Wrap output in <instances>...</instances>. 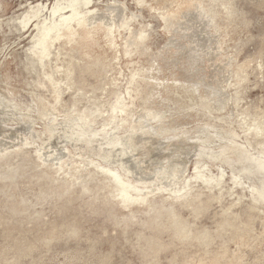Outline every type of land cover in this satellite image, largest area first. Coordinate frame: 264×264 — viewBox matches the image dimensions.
Masks as SVG:
<instances>
[{
	"label": "bare ground",
	"instance_id": "6f19581e",
	"mask_svg": "<svg viewBox=\"0 0 264 264\" xmlns=\"http://www.w3.org/2000/svg\"><path fill=\"white\" fill-rule=\"evenodd\" d=\"M62 1L45 16L47 8L31 3L20 21L24 31L33 29L28 54L40 70L37 115L21 112L12 90L0 88V175L19 191L9 210L28 217L33 203L27 191H32L37 204L53 202L64 211L81 204L124 233L137 220L141 232L150 234L137 236L146 264H157L159 253L172 248L180 252L168 264H247L241 249L247 244L232 254L225 244L210 252L226 232L231 241L252 238L257 218L264 239V111L242 107L239 93L250 70L263 63L261 55L238 61L241 34L248 28L232 0H132L133 9L126 0ZM153 18L164 37L157 48L151 34L140 39ZM240 136L245 143H236ZM179 152L182 164H162ZM203 156L210 165L221 162L232 169V188L226 190L221 173L210 174L207 165L196 164L186 179L190 161ZM244 186L250 200L234 213L245 194L237 190L235 198L233 190ZM225 195L232 201L215 231L195 226ZM184 209L192 220L182 215ZM65 233L73 238L80 226L70 218L61 226L54 221L48 237L15 240L12 263L35 259L36 242L50 250ZM192 242L202 254L184 253ZM250 245L258 251L262 244ZM11 249L3 250L0 263L11 264ZM252 263L264 264V253Z\"/></svg>",
	"mask_w": 264,
	"mask_h": 264
},
{
	"label": "rangeland",
	"instance_id": "374dc122",
	"mask_svg": "<svg viewBox=\"0 0 264 264\" xmlns=\"http://www.w3.org/2000/svg\"><path fill=\"white\" fill-rule=\"evenodd\" d=\"M58 1L59 0H0V25H2V31L0 33V47L2 48V52H0V88L1 90L6 88L12 90L13 96H11L21 112L25 114L34 111L32 114L37 115L34 95L40 96V92H37L39 91L38 80L40 70L36 62L28 54V47L33 29L24 31L20 21L29 10V5L31 3L35 5L39 2L40 6L47 8L42 15L45 16L47 13H50L52 6L56 5ZM102 1L109 2V0ZM64 3L66 2L61 0L58 2V5ZM126 3L130 9H133L132 0H126ZM231 3L233 5V10L241 17L242 24H246L248 28V32L241 34L245 40L244 44L239 47L238 61L241 63L248 59L253 60L257 58L258 55H261L263 63L261 69L257 64L254 65V68L249 72V79L244 83L243 88L239 90L241 106L249 108L251 113H254V111L260 113L264 111V0H232ZM144 16H147L146 12ZM150 20V26L143 30L140 39L143 40L151 34L153 37L152 44L154 48H157L163 44L164 37L162 31H160L161 29L159 28L158 21L154 18ZM130 25L131 21L127 22V26ZM231 37L236 38L234 35ZM66 53L71 57L69 55L71 53L70 50H66ZM75 56L78 58L77 53ZM68 97V93L64 95V99L67 100ZM61 118L62 117L58 119L61 120ZM198 123V121H195V124ZM9 125H15V122L9 123ZM43 126L44 123L40 122L36 125L39 134L42 133ZM235 141L238 144L245 143L242 136L236 138ZM39 144L40 142L34 143V146H30V150L32 149L31 151H33L35 148H38ZM218 144L220 143H217L214 147H217ZM252 151L253 150H251V152ZM255 151L256 150L251 154H256L257 156V151ZM181 160L182 158L179 152L176 153L175 156L169 155L161 162L164 166L172 167L182 164ZM17 162L18 161H15L14 164L17 165ZM210 163L211 160L207 156H203L201 159L195 158L191 160L188 166L189 168L187 167L186 179L193 175L197 165H207L210 174L217 176L221 173L222 179H224L223 187H225V189L227 188L226 190L232 188L234 183L231 175L232 169H229L228 166L221 162L215 164V166L210 165ZM2 176L3 174L0 175V261L2 260L1 258H3V250H10L12 247L11 253L8 256V261L13 264L15 240H35L37 237H48V227L51 222L56 221L61 226L62 223L70 218L80 226V233L77 236L71 238L65 233L59 240L50 244V250H47L43 243L36 242L37 249L34 251L36 258L34 259V257L27 256L19 264H68L69 259L72 257H78L75 264H92L93 262L99 263L100 259L105 258L106 255L110 256L106 264H146L145 260L138 253L139 241L137 240V236L141 232V226H139L137 220H134L133 223H128L126 229L127 233H124L122 227H116L113 222H108L104 216L92 217L81 204H77L73 206V209L67 211L55 207L53 202L37 204L35 194L32 191H27V198L33 203V206L28 213V217H24L19 212L14 213V211L9 210L7 204L18 197L19 191H13L11 181L4 180ZM249 182L252 184V181L249 180L246 182L247 185L250 184ZM244 187L245 188L238 187L233 190L235 198L240 192H242L240 193L241 196L245 194L243 195L245 197V199H243L244 201L239 205L233 206L232 209L234 213L245 208L246 203L250 200L248 199L250 195L248 194L249 186ZM216 193H219L218 190ZM206 196L207 194L203 198H206ZM225 196L221 204L214 202L211 210L195 221V226L207 227L211 231H215L217 222L221 219V211L224 210L225 206L228 207L230 201H232L230 199L231 197ZM181 211L184 217L192 220L191 212L188 209ZM140 217L141 216L138 215V218ZM243 218L245 219V216ZM253 222L251 237L260 239L263 230V221L257 218ZM230 233L231 231L226 232L223 237L216 238L214 244L210 248V252H215L220 246L225 244L228 252L232 254L237 252L244 244H247L241 248L245 252V262L247 264H253L252 262L255 256H257L259 252L264 253V239H260L254 243L251 242L252 238H247L242 241L239 239L231 241ZM141 234H145L146 237L150 236L149 231L144 233L141 232ZM164 241H169L167 235L164 236ZM250 244L254 246L257 244L262 245L257 247L258 251H253ZM190 245L191 247L184 252L186 255H192L194 252H199L201 249L195 242H192ZM92 248H94L93 253ZM178 252L180 251L173 248L163 251L159 253L155 261H157V264H168L169 260L173 258V255ZM94 253L95 255L93 256ZM199 253L202 254L203 251ZM181 258L182 255L178 256L177 260L179 261ZM3 262L4 261L0 264H4Z\"/></svg>",
	"mask_w": 264,
	"mask_h": 264
}]
</instances>
